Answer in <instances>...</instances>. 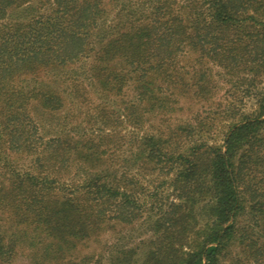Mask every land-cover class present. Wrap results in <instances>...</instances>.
<instances>
[{"label":"trees","instance_id":"1","mask_svg":"<svg viewBox=\"0 0 264 264\" xmlns=\"http://www.w3.org/2000/svg\"><path fill=\"white\" fill-rule=\"evenodd\" d=\"M135 223L140 264H264V0H0V264Z\"/></svg>","mask_w":264,"mask_h":264},{"label":"rangeland","instance_id":"2","mask_svg":"<svg viewBox=\"0 0 264 264\" xmlns=\"http://www.w3.org/2000/svg\"><path fill=\"white\" fill-rule=\"evenodd\" d=\"M192 59H194V54H189V56H187L185 59H182V63L193 64V61L191 62ZM49 83L51 84V82ZM223 87L225 89L227 86L223 85ZM224 89H218L214 96V100H218L224 95ZM126 94L130 97L133 95L131 87L129 88V91L126 92ZM198 108H201V105L192 102L191 100H183L178 106H174L175 111H173L171 114L174 120L184 119ZM30 110L31 114L38 121L42 134H44L46 137L57 135L56 127H54L53 123L56 122L55 118L59 116H56L54 113H46L35 103L32 104ZM150 123H156V119H151ZM146 127L147 126L144 125V129ZM94 129L95 136L101 134L102 132H109L108 134H111L110 131H107L108 127H104L100 123L95 125ZM141 132V129L134 130L123 122L116 125L111 135L118 137L123 136L124 141L128 142L131 138H133V136L140 134ZM85 133L88 134L89 132L87 131ZM62 139L73 144L77 138L66 133L62 134ZM153 238L154 234L148 230L147 223H135L132 225L115 224L112 227H107L106 229L101 230L95 235L91 236L83 244H79L75 255L92 256V264H117L118 261L123 264H140L145 258L146 254L150 252V248H152L151 240ZM235 253L236 250L231 252L230 256L225 257L223 262L225 264H229L230 260L233 258L232 256ZM23 260L24 255L18 258L14 264H21ZM220 264H222V257L220 259Z\"/></svg>","mask_w":264,"mask_h":264}]
</instances>
